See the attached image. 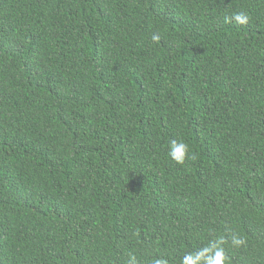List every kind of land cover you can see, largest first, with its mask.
I'll return each instance as SVG.
<instances>
[{
	"label": "trees",
	"instance_id": "obj_1",
	"mask_svg": "<svg viewBox=\"0 0 264 264\" xmlns=\"http://www.w3.org/2000/svg\"><path fill=\"white\" fill-rule=\"evenodd\" d=\"M218 253L264 264V0H0V264Z\"/></svg>",
	"mask_w": 264,
	"mask_h": 264
},
{
	"label": "clouds",
	"instance_id": "obj_2",
	"mask_svg": "<svg viewBox=\"0 0 264 264\" xmlns=\"http://www.w3.org/2000/svg\"><path fill=\"white\" fill-rule=\"evenodd\" d=\"M237 20H241L243 22H246L247 17L244 16L242 13L236 16ZM154 39H158V37H154ZM168 155L171 157L172 160H174L177 164H183L185 162V159H192L194 160L196 157L194 154L190 153L189 147L186 143L182 141H172L170 145V150ZM236 244H240L243 241L236 239L234 240ZM218 256L220 259H218L215 264H221L222 259V253H218ZM156 264H161L160 261H157Z\"/></svg>",
	"mask_w": 264,
	"mask_h": 264
}]
</instances>
